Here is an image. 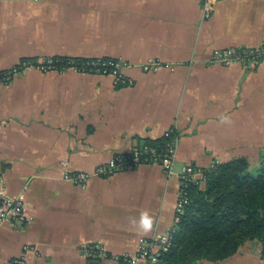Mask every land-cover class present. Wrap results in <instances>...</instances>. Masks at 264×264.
Segmentation results:
<instances>
[{
    "label": "crops",
    "instance_id": "0c3cea01",
    "mask_svg": "<svg viewBox=\"0 0 264 264\" xmlns=\"http://www.w3.org/2000/svg\"><path fill=\"white\" fill-rule=\"evenodd\" d=\"M203 8L204 0H0V175L27 210L0 222V264L24 254L29 264H120L112 255H136L143 239L174 226L186 166L259 162L264 59H210L264 43V0L219 1L209 19ZM50 58L120 61L131 84L33 68L1 81L23 61ZM154 62L156 71L143 69ZM173 132V176L144 164L84 185L67 179ZM88 243L108 256L82 254ZM256 253L243 246L197 264H262Z\"/></svg>",
    "mask_w": 264,
    "mask_h": 264
},
{
    "label": "trees",
    "instance_id": "16d2710c",
    "mask_svg": "<svg viewBox=\"0 0 264 264\" xmlns=\"http://www.w3.org/2000/svg\"><path fill=\"white\" fill-rule=\"evenodd\" d=\"M58 61L63 69L70 62L81 65L93 60ZM175 138L176 133H168L157 140H143L137 148H154L159 156ZM200 186H190L191 203L178 225L173 247L161 256L159 263L224 261L234 256L247 240L261 244L264 258V152L255 167L247 158H238L207 170L205 189Z\"/></svg>",
    "mask_w": 264,
    "mask_h": 264
},
{
    "label": "built area",
    "instance_id": "2783aa9c",
    "mask_svg": "<svg viewBox=\"0 0 264 264\" xmlns=\"http://www.w3.org/2000/svg\"><path fill=\"white\" fill-rule=\"evenodd\" d=\"M223 0H204L203 17L209 19L216 7V4ZM264 59V43L254 48H235L215 50L211 56L210 64L232 66L236 64L255 65ZM58 59H43L23 61L12 72L5 73L1 77V81H11L14 75L20 74L29 69H38L42 72H64L73 69L80 73H90L97 75L112 76L117 86H125L131 84L125 74V70L130 68L126 63L120 61L93 60L81 65L68 63L63 69L59 68ZM145 71H156L159 69L158 63H149L143 67ZM177 158V139L170 141L164 148L163 153L158 156L156 149L144 146L141 149L135 148L128 154L118 155L109 163L98 167L94 174L78 173L68 180L79 184H86L92 177H110L114 174L123 173L133 170L140 165L160 164L168 176L174 175V166ZM197 171L195 166H186L179 178L181 180V190L179 201L176 208V219L174 226L164 235L143 239L139 245L136 255L124 254L122 256L112 255V258L125 264H158L164 253L171 250L174 245L178 232V225L183 215L186 214L187 207L190 205L189 198L190 186L196 184ZM27 218L26 205L21 199H13L9 197L6 190L4 177L0 175V222L16 221ZM27 251V248L25 249ZM82 254L88 257H104L107 251L99 244H85L81 247ZM6 264H29L26 255L15 257Z\"/></svg>",
    "mask_w": 264,
    "mask_h": 264
},
{
    "label": "rangeland",
    "instance_id": "374dc122",
    "mask_svg": "<svg viewBox=\"0 0 264 264\" xmlns=\"http://www.w3.org/2000/svg\"><path fill=\"white\" fill-rule=\"evenodd\" d=\"M220 164L221 163L216 162L213 165H211V167L209 169H202V168L195 167L196 168V171H197L196 184L201 185L200 187L202 189H205L207 170L214 169L216 166H218ZM250 165H251V167L258 166L259 165V162L257 163L255 161H252V163H250ZM196 184H194V185H196ZM243 246H245V247H251L252 249H254L256 247L257 248L256 255L257 256H260V258H261L260 261H261L262 264H264V258L261 255L262 254V246H261V244L257 240H252V241L247 240V241L244 242V244L241 247H243Z\"/></svg>",
    "mask_w": 264,
    "mask_h": 264
}]
</instances>
